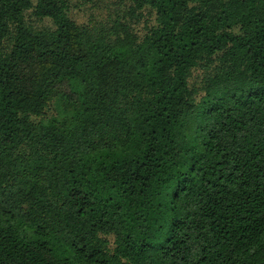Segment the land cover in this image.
<instances>
[{
	"label": "trees",
	"instance_id": "16d2710c",
	"mask_svg": "<svg viewBox=\"0 0 264 264\" xmlns=\"http://www.w3.org/2000/svg\"><path fill=\"white\" fill-rule=\"evenodd\" d=\"M125 1L0 0V264H264V0Z\"/></svg>",
	"mask_w": 264,
	"mask_h": 264
},
{
	"label": "rangeland",
	"instance_id": "374dc122",
	"mask_svg": "<svg viewBox=\"0 0 264 264\" xmlns=\"http://www.w3.org/2000/svg\"><path fill=\"white\" fill-rule=\"evenodd\" d=\"M71 6L69 10L70 16L77 23H98L107 21L110 16H113L116 4L119 0H97L92 5L83 4L80 0H70ZM118 4V3H117ZM128 5L127 1H121L119 6V10H125ZM44 24L48 23V21L42 22ZM143 21L136 22L134 25L137 31L142 30ZM203 76L202 69H196L193 71L192 78L190 82L193 84L199 85L201 82V78ZM52 111V109L50 110Z\"/></svg>",
	"mask_w": 264,
	"mask_h": 264
}]
</instances>
